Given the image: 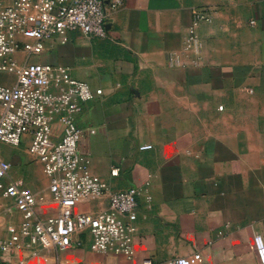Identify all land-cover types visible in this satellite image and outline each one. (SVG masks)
<instances>
[{
	"label": "crops",
	"instance_id": "obj_1",
	"mask_svg": "<svg viewBox=\"0 0 264 264\" xmlns=\"http://www.w3.org/2000/svg\"><path fill=\"white\" fill-rule=\"evenodd\" d=\"M103 1L107 39L73 32L67 44L54 39L30 61L66 67L103 92L77 116L79 153L111 191H143L135 255L70 252L82 264H167L196 253L201 264H260L254 239L264 238V0H121L117 10L114 0ZM203 12L210 20L196 27ZM192 27L200 52L171 66L170 55L183 54ZM56 131L58 141L62 127ZM32 161L33 170L42 168ZM44 177L37 194L47 196L44 212L55 214ZM24 186L35 193L33 184ZM108 207L105 195L77 212ZM11 212V220H21Z\"/></svg>",
	"mask_w": 264,
	"mask_h": 264
},
{
	"label": "built area",
	"instance_id": "obj_2",
	"mask_svg": "<svg viewBox=\"0 0 264 264\" xmlns=\"http://www.w3.org/2000/svg\"><path fill=\"white\" fill-rule=\"evenodd\" d=\"M121 3L114 0L111 9L117 10ZM209 20L205 12L200 13L195 26ZM196 27L185 38L183 54L170 55L171 66H184L183 56L200 52L202 44ZM73 32L88 38L107 39L105 2L13 0L5 4L0 1V74H13L15 79L12 86L0 85V143L20 147L29 140L28 153L41 163L49 181L48 193L58 207L55 214H46L43 210L48 203L46 194L33 193L23 181L7 183L12 165L0 157V192L12 204L6 210L0 207V211L17 210L21 214L19 227L9 228V240L0 241V264H29L39 256L38 248L65 252L86 247L94 253L128 259L135 255L133 236L137 231L138 196L143 191L134 187L111 191L107 182L94 178L90 159L79 153L83 131L77 124V116L84 104L101 97L103 92L74 78L66 67L30 61L33 56L44 53L47 43L54 39L67 44ZM57 125L62 127L58 141ZM118 174V169H112L113 177ZM144 191L150 204L152 197L147 189ZM105 195L109 196L107 209L97 213L77 212L82 202ZM254 244L259 262L264 264L263 236L257 235ZM202 262V255L196 253L172 259L167 264ZM143 264H152V261L145 260Z\"/></svg>",
	"mask_w": 264,
	"mask_h": 264
},
{
	"label": "rangeland",
	"instance_id": "obj_3",
	"mask_svg": "<svg viewBox=\"0 0 264 264\" xmlns=\"http://www.w3.org/2000/svg\"><path fill=\"white\" fill-rule=\"evenodd\" d=\"M35 57V56H34ZM14 75L13 74H0V85L2 86H12L14 83ZM29 149V143L27 141L23 142L20 147H13L8 144L0 143V156L11 163L12 170L10 173V178L7 180V183L14 180H24L26 186L30 187L33 184V187H30L36 194L37 192H41L42 185L38 183V176L44 177L42 168L40 167L37 171L33 170V163L31 155L26 153ZM48 186V182L46 183ZM6 206V201L2 197L0 192V207L3 209ZM12 212L6 213L4 211H0V241L6 242L11 237V233L9 232L10 226H14L18 228L21 220L17 218L15 214H13L14 218L10 219ZM11 220V223L9 224ZM74 250H68L65 252H56L41 249L39 250V256L31 259L29 264H82L75 255L74 252H70ZM29 255V254H27ZM15 257H11L14 260Z\"/></svg>",
	"mask_w": 264,
	"mask_h": 264
}]
</instances>
